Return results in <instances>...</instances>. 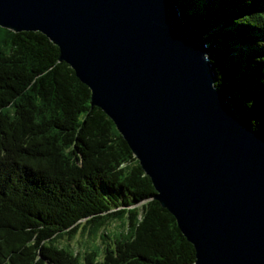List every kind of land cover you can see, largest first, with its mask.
<instances>
[{"label": "trees", "instance_id": "trees-1", "mask_svg": "<svg viewBox=\"0 0 264 264\" xmlns=\"http://www.w3.org/2000/svg\"><path fill=\"white\" fill-rule=\"evenodd\" d=\"M172 1L205 39L215 85L264 134V0ZM90 100L44 34L0 27V264H195L149 176ZM85 229L100 232L89 249L59 243Z\"/></svg>", "mask_w": 264, "mask_h": 264}, {"label": "water", "instance_id": "water-1", "mask_svg": "<svg viewBox=\"0 0 264 264\" xmlns=\"http://www.w3.org/2000/svg\"><path fill=\"white\" fill-rule=\"evenodd\" d=\"M0 27L58 47L195 264H264V134L215 85L205 39L172 0H0Z\"/></svg>", "mask_w": 264, "mask_h": 264}, {"label": "rangeland", "instance_id": "rangeland-1", "mask_svg": "<svg viewBox=\"0 0 264 264\" xmlns=\"http://www.w3.org/2000/svg\"><path fill=\"white\" fill-rule=\"evenodd\" d=\"M83 221L80 223L82 225ZM119 223H112L109 227H107L106 231L110 235V237H113V234L115 231L119 228ZM100 232H96L93 236L92 234L87 233V229L84 230L83 233L77 234L73 237H67L66 235H63L59 238L60 244H68L70 248H74L75 250L78 249H89L92 245L96 244V242L100 241V238L98 237V234ZM106 241H109L106 239Z\"/></svg>", "mask_w": 264, "mask_h": 264}]
</instances>
